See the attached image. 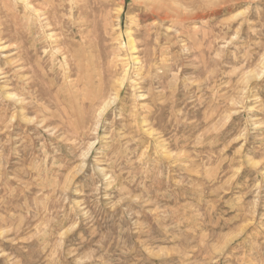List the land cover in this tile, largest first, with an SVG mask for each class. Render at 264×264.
<instances>
[{
	"label": "rangeland",
	"instance_id": "1",
	"mask_svg": "<svg viewBox=\"0 0 264 264\" xmlns=\"http://www.w3.org/2000/svg\"><path fill=\"white\" fill-rule=\"evenodd\" d=\"M50 1L0 0V264H264V0Z\"/></svg>",
	"mask_w": 264,
	"mask_h": 264
},
{
	"label": "bare ground",
	"instance_id": "2",
	"mask_svg": "<svg viewBox=\"0 0 264 264\" xmlns=\"http://www.w3.org/2000/svg\"><path fill=\"white\" fill-rule=\"evenodd\" d=\"M23 1L26 2V3H27L26 5L29 7V4H30L29 0H23ZM38 1H39V0H38ZM41 1H42V0H41ZM54 2H55L54 0H51V1H50V3H52V7H51L52 9L50 8V9H51V10H50V13L48 12V13L46 14V15H48L47 18L50 19V21H47V19H46V21L48 22V25L51 24V22H52V20H53V19H51L52 14H54V17H55V9H56V8L53 6V5H54ZM47 3H48V2H47ZM40 5H42V4L40 3ZM43 7H44V6H43ZM40 8H41V7H40ZM46 8H47V6H46ZM46 8H44V9H46ZM32 9H33V8H32ZM41 10H43V9H41ZM40 15H41V14H40ZM44 15H45V14H44ZM46 15H45V16H46ZM40 17H41V16H40ZM42 18H43V17H42ZM46 21H45V24H46ZM53 21H54V20H53ZM46 25H47V24H46ZM51 25H52V24H51ZM132 44H133V43H132ZM133 49H135V48L133 47ZM133 49H132V50H133ZM120 82H121V81H120ZM119 85H120V84H119ZM116 96H117V94H116ZM106 101H107V100H105V102H106ZM111 103H112V102H111ZM108 104H109V103H108ZM108 104H107V106H108ZM103 105H104V104H103ZM105 107H106V106H105ZM100 115H101V114H100Z\"/></svg>",
	"mask_w": 264,
	"mask_h": 264
}]
</instances>
